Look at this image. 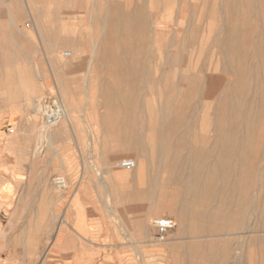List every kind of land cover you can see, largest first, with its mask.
Segmentation results:
<instances>
[{
  "label": "rangeland",
  "instance_id": "1",
  "mask_svg": "<svg viewBox=\"0 0 264 264\" xmlns=\"http://www.w3.org/2000/svg\"><path fill=\"white\" fill-rule=\"evenodd\" d=\"M75 54L142 58V142L89 177L76 160L67 191L56 175L31 190L24 157L67 121L53 61ZM11 185L0 264H264V0H0V198ZM154 220L174 224L163 240Z\"/></svg>",
  "mask_w": 264,
  "mask_h": 264
},
{
  "label": "crops",
  "instance_id": "2",
  "mask_svg": "<svg viewBox=\"0 0 264 264\" xmlns=\"http://www.w3.org/2000/svg\"><path fill=\"white\" fill-rule=\"evenodd\" d=\"M53 62L54 87L67 111V121L49 137L46 136L47 151L38 161L31 152L24 157L23 174L28 176L31 190L41 191L44 185L49 187L53 175L69 176L66 177L69 182L79 159L86 160L88 166L81 163L78 173L92 176L95 169L89 165L90 160L111 161L127 157L142 142V91L140 81L137 82V76L143 69L142 58L135 55L75 54L62 60L57 56ZM93 129H97L99 135L90 134ZM27 141L35 143L36 138L30 136ZM113 143H118V146L113 147ZM135 152L140 151L137 149ZM107 172L110 173L109 170ZM13 196L12 186V192L0 198V222L5 215L13 218L22 205L19 204L21 200H14ZM26 206L52 207L56 203L42 204L40 199L32 198ZM32 211L25 212L30 214ZM67 237L62 234L55 237V242L60 241L55 252L60 255L78 254L72 243L69 247L63 245L62 241ZM72 239L70 236L71 242ZM9 260L14 259L10 256Z\"/></svg>",
  "mask_w": 264,
  "mask_h": 264
},
{
  "label": "built area",
  "instance_id": "3",
  "mask_svg": "<svg viewBox=\"0 0 264 264\" xmlns=\"http://www.w3.org/2000/svg\"><path fill=\"white\" fill-rule=\"evenodd\" d=\"M43 123L45 126H53L58 124L62 120L66 118V113L59 102H51L47 103V105L43 108ZM119 167L126 171H132L135 169L136 164L133 160H122L119 164ZM53 188L60 192H64L68 190V183L64 176L56 175L51 180ZM152 226L158 232V239L163 240V236L173 228L174 224L170 220H154L152 221Z\"/></svg>",
  "mask_w": 264,
  "mask_h": 264
},
{
  "label": "bare ground",
  "instance_id": "4",
  "mask_svg": "<svg viewBox=\"0 0 264 264\" xmlns=\"http://www.w3.org/2000/svg\"><path fill=\"white\" fill-rule=\"evenodd\" d=\"M3 1L5 2V1H7V0H3ZM66 55H67V54H66ZM43 133H44V132H43ZM40 135H41V134H40ZM40 135H39V136H40ZM41 136H42V144H43V142H45V140H46L47 137H43V134H42ZM48 137H49V136H48ZM46 141H47V140H46ZM42 144H41V145H42ZM39 147H40V146H39ZM41 148H42V147H41ZM41 148H40V149H41ZM38 149H39V148H38ZM40 149H39V150H40ZM36 151H37V150H36ZM34 152H35V151H34ZM38 153H39V152H38ZM41 153H42V152H41ZM125 171H126V170H125ZM68 189H69V186H68ZM62 221H63V220L61 219L60 222H62ZM248 224H249V223H248ZM235 263H236V262H235Z\"/></svg>",
  "mask_w": 264,
  "mask_h": 264
}]
</instances>
